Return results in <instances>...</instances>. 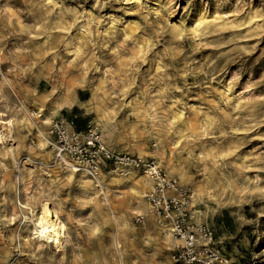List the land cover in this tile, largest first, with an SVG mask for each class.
<instances>
[{
    "label": "rangeland",
    "instance_id": "rangeland-1",
    "mask_svg": "<svg viewBox=\"0 0 264 264\" xmlns=\"http://www.w3.org/2000/svg\"><path fill=\"white\" fill-rule=\"evenodd\" d=\"M53 1L56 6L48 0H0V83L15 97L20 84L38 94L28 110L34 119L26 141L31 155H46L39 147V126L49 141V130L58 122L99 131L108 147H115H109L112 151L153 158L167 174L172 169L182 173L184 182L174 179L180 189L199 195L197 202L207 211L203 221L215 230L232 262L264 264V0ZM203 17L210 30L196 26ZM88 20L91 34L84 26ZM37 23L48 27L43 35L35 34ZM112 25L121 41L107 43L104 29ZM173 28L183 32L175 40ZM47 33L53 36L44 44ZM135 46L145 49V58L136 55ZM101 60L110 68L107 93L113 101L102 114L89 113L79 101L91 98L96 68L104 67ZM71 93L78 102L42 126L41 109L59 105ZM150 99L152 112L171 125V137L164 141L145 140L140 130L144 119L134 114L136 107H148ZM115 106L119 109L112 113ZM219 126L237 137L239 147L214 155L210 143L224 142H211L221 138ZM202 145L207 156L200 154ZM159 147L160 156H154ZM18 168L13 164L9 170L16 174ZM14 174L13 182L0 186V264H50L26 250L30 229L24 222L25 203H19L28 195L41 198L42 189H58L54 198L82 231L81 264H112L115 258L119 264H174L170 250L144 244L141 235L129 239L122 255L116 241L113 245L121 217L136 208L138 192L148 194L153 187L133 188L130 175L122 173L117 182L102 175L109 182L111 203L95 213L57 177L55 183L48 176L18 183ZM249 185L254 188H244ZM192 206L197 209L194 198ZM131 218L133 231L140 234L147 219Z\"/></svg>",
    "mask_w": 264,
    "mask_h": 264
},
{
    "label": "bare ground",
    "instance_id": "bare-ground-1",
    "mask_svg": "<svg viewBox=\"0 0 264 264\" xmlns=\"http://www.w3.org/2000/svg\"><path fill=\"white\" fill-rule=\"evenodd\" d=\"M48 2H51L56 6L53 0H48ZM2 21L3 19L1 18L0 13V38L3 35L1 29ZM209 23L210 22L203 17L197 20L196 26L199 29L205 27L206 30H210L212 26ZM84 26L87 28V33L91 34L92 27L90 20H88ZM35 27H38V30L36 29L35 31L36 35H43V31L48 28L43 27V25H40L39 23H37ZM104 33L109 37L107 43L119 39L118 28L116 25L106 27ZM182 34L183 32L181 30L173 28L170 33L171 39L175 40L181 37ZM123 35L128 37L126 32ZM52 36V33H47L44 38V44H46L47 41H50ZM119 41L121 40L119 39L118 42ZM68 44L69 43H67V45ZM134 48L136 49V55L139 58H145V49L140 46H135ZM77 52L78 54L81 53V48H78ZM101 62L104 64V67H99L100 65L98 64L99 66L96 68L98 71V81L92 85L91 98L86 101H79L82 104V107L89 113L97 111L102 114V110L105 106L113 101L111 95L107 93L110 90L108 83L110 77L109 73H111L110 68L105 64L106 62H103V60H101ZM84 75L87 77V72L84 73ZM112 76L114 79H117L119 74L113 73ZM129 78L131 81H135V76H133V74L130 75ZM36 93V89L32 86L20 84L19 96L15 97L0 83V173H4L3 177H0V186L13 182L14 178L12 175L14 173L9 170V168L13 164L18 168L19 163L24 162V168H18V173L14 174L16 182L21 183L22 179L24 180L27 177H29L31 181L35 180L41 182V179L48 176L51 181L55 183V179L53 178L57 177L59 178L60 183L70 186V188L73 189L86 204L91 206L95 213H99L103 209V203H111L106 192L107 188L109 189V182H105L106 180L104 178H101V180L97 182L86 171L75 170L74 168L61 164L56 158L54 150L49 148V138L41 126L38 127L39 130L37 131L41 136L39 147L46 155L42 154L40 158H34L31 155V152L33 151L26 141L29 136L27 135V132H31L33 127L32 120L34 121V119L31 118L28 110L32 104L37 102L38 94ZM74 102H78V100L75 97V93H71L70 95H67L65 99H62L59 102V105L49 107L47 111L42 108V126L49 124L55 116H62L63 111L66 108L71 109ZM151 102L150 99V105L148 107H136L134 114L138 118L144 119L141 120L144 124L141 125L140 130L142 131L145 140L149 141L159 138L161 141H164L171 137V125L156 116V113L152 112L153 106ZM113 104L115 103L113 102ZM108 109L109 108H107V111ZM118 109L119 107L115 106L112 113L116 112ZM106 115L103 116L105 117ZM231 129L235 132L238 131L235 126H232ZM218 133L221 134V138H214L211 142L222 138L224 139V142L219 144L210 143L212 147L210 150L211 153L214 155L223 154L239 147L237 137L233 134L230 135L224 127L219 126ZM108 135L110 136V133ZM104 143L108 147L105 141ZM109 147L115 148L110 144ZM161 149L162 148L159 147L156 150L155 155L153 153L152 155L160 156ZM199 151L201 155H208L204 145L199 146ZM24 152H28V154L23 156ZM173 155L175 154L173 153ZM25 159L27 160L24 161ZM137 174H140L138 170L129 169L128 173L123 174L122 176L130 175L127 179L130 181L133 188L145 189L153 187V182L149 176L145 174L136 176ZM168 174L173 178L176 177L178 179V177H180L184 182V175L177 169L169 170ZM103 175L114 182L119 181L117 178L119 175L118 172H109ZM244 188L254 187L249 185L244 186ZM55 191L57 192L58 189ZM56 192L51 191V189H42L41 198L38 197L37 199L36 196L32 198V196L28 195V197L25 196V200L22 201L20 199L19 203H25L24 206L26 210L24 214V222L30 229V233L26 236L25 241L26 250L34 255L39 254L44 256L46 261L50 264H81L78 260V248L81 247L84 235L82 231L70 221V216L72 215H64V209L59 204L61 202H57L54 198ZM193 198L198 205L196 210L199 217L202 220H205L207 218V211L204 210L205 208L203 206L198 204L197 201L200 200L199 195L196 196L194 193ZM131 214H138V216L143 215L145 217L144 219H147L140 234L133 231ZM159 227H161L162 230H160ZM137 235H141L144 238V244L153 243L152 246H165L170 251L177 242V239H175L159 223L157 217L152 211L147 194L140 191L136 197V208L132 210V213H128L121 217V221H119V233L114 237L113 245L115 246L116 241V246L120 248L119 252L122 255L123 250L128 246L129 239ZM19 237H21V233L19 234ZM115 259H112L111 263L119 264V259Z\"/></svg>",
    "mask_w": 264,
    "mask_h": 264
},
{
    "label": "built area",
    "instance_id": "built-area-1",
    "mask_svg": "<svg viewBox=\"0 0 264 264\" xmlns=\"http://www.w3.org/2000/svg\"><path fill=\"white\" fill-rule=\"evenodd\" d=\"M50 135V146L61 164L84 170L97 182L105 172L126 174L129 169L153 180L147 198L159 223L177 239L171 249L174 264H238L220 248L215 230L199 217L192 206L193 195L180 189L178 180L170 178L156 159L114 152L94 129L58 122Z\"/></svg>",
    "mask_w": 264,
    "mask_h": 264
}]
</instances>
